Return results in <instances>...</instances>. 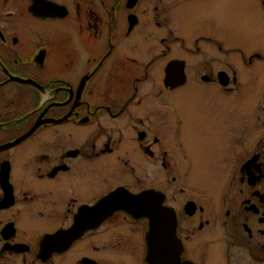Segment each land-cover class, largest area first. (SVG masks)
<instances>
[{
	"label": "flooded vegetation",
	"instance_id": "af4514ba",
	"mask_svg": "<svg viewBox=\"0 0 264 264\" xmlns=\"http://www.w3.org/2000/svg\"><path fill=\"white\" fill-rule=\"evenodd\" d=\"M212 1L0 0V264H264V0Z\"/></svg>",
	"mask_w": 264,
	"mask_h": 264
},
{
	"label": "rangeland",
	"instance_id": "374dc122",
	"mask_svg": "<svg viewBox=\"0 0 264 264\" xmlns=\"http://www.w3.org/2000/svg\"><path fill=\"white\" fill-rule=\"evenodd\" d=\"M248 2L249 0H213V4H207L204 12H201L204 17L200 26L230 27L237 33H243L252 21ZM208 6L211 7L207 8Z\"/></svg>",
	"mask_w": 264,
	"mask_h": 264
},
{
	"label": "water",
	"instance_id": "95a60500",
	"mask_svg": "<svg viewBox=\"0 0 264 264\" xmlns=\"http://www.w3.org/2000/svg\"><path fill=\"white\" fill-rule=\"evenodd\" d=\"M131 204L133 203V202H130Z\"/></svg>",
	"mask_w": 264,
	"mask_h": 264
}]
</instances>
